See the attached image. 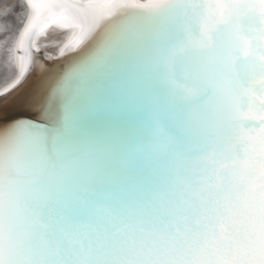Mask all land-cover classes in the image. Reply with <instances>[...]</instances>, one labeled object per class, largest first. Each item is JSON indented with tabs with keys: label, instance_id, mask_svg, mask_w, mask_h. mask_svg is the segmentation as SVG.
Wrapping results in <instances>:
<instances>
[{
	"label": "snow or ice",
	"instance_id": "obj_1",
	"mask_svg": "<svg viewBox=\"0 0 264 264\" xmlns=\"http://www.w3.org/2000/svg\"><path fill=\"white\" fill-rule=\"evenodd\" d=\"M26 7L0 97L74 55L0 105V264H264V0Z\"/></svg>",
	"mask_w": 264,
	"mask_h": 264
},
{
	"label": "bare ground",
	"instance_id": "obj_2",
	"mask_svg": "<svg viewBox=\"0 0 264 264\" xmlns=\"http://www.w3.org/2000/svg\"><path fill=\"white\" fill-rule=\"evenodd\" d=\"M28 11L26 0H0V91L19 76L18 57L24 54L18 49L19 33ZM70 35L71 30L61 29L57 25L49 26L36 39L32 49L36 63L29 66V71L15 88L0 97V105L22 92L31 91L47 78L53 70L44 58L52 59L59 68L66 65L74 55L64 48ZM41 49L44 58L39 53Z\"/></svg>",
	"mask_w": 264,
	"mask_h": 264
},
{
	"label": "water",
	"instance_id": "obj_3",
	"mask_svg": "<svg viewBox=\"0 0 264 264\" xmlns=\"http://www.w3.org/2000/svg\"><path fill=\"white\" fill-rule=\"evenodd\" d=\"M20 53H22V52H20ZM39 53H40L41 56H43L42 58H44V51H42V49L39 51ZM44 60L47 61L48 66L51 67L52 70H55V69L59 68V67L53 62L52 59L44 58Z\"/></svg>",
	"mask_w": 264,
	"mask_h": 264
},
{
	"label": "rangeland",
	"instance_id": "obj_4",
	"mask_svg": "<svg viewBox=\"0 0 264 264\" xmlns=\"http://www.w3.org/2000/svg\"><path fill=\"white\" fill-rule=\"evenodd\" d=\"M19 5H21V4H19Z\"/></svg>",
	"mask_w": 264,
	"mask_h": 264
}]
</instances>
